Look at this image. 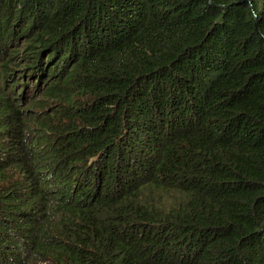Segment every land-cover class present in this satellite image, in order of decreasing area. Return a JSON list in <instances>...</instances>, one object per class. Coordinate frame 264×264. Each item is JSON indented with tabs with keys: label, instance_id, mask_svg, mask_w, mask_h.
<instances>
[{
	"label": "trees",
	"instance_id": "1",
	"mask_svg": "<svg viewBox=\"0 0 264 264\" xmlns=\"http://www.w3.org/2000/svg\"><path fill=\"white\" fill-rule=\"evenodd\" d=\"M0 264H264V0H0Z\"/></svg>",
	"mask_w": 264,
	"mask_h": 264
}]
</instances>
